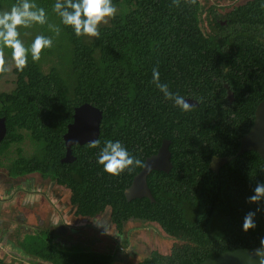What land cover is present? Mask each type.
Returning <instances> with one entry per match:
<instances>
[{
	"label": "trees",
	"instance_id": "obj_1",
	"mask_svg": "<svg viewBox=\"0 0 264 264\" xmlns=\"http://www.w3.org/2000/svg\"><path fill=\"white\" fill-rule=\"evenodd\" d=\"M16 2L0 0V11ZM32 2L45 9L46 23L18 26L19 38L26 47L38 34L53 43L38 61L28 55L22 70L12 68L11 90L0 88L6 129L0 167L12 178L39 173L69 189L79 216L110 208L119 234L131 220L156 223L174 240L170 252L152 250L137 264H200L226 251L259 247L264 201L247 198L264 183V158L256 151L237 152L264 100L261 0H112L116 12L98 25V37H77L61 24L52 11L55 0ZM49 24L59 28L58 36ZM0 57L1 85L11 49L0 45ZM153 67L169 91L198 105L181 111L165 100L150 82ZM85 103L103 113L99 143L73 144V160L65 162L64 134L75 108ZM105 140H119L142 164L119 175L104 172L96 157ZM164 140L170 141L173 167L149 173L154 202L128 200L133 179ZM214 156L233 158L216 172ZM249 211L255 227L244 231ZM55 238L45 229L25 236L20 248L51 264H121L112 251L71 250Z\"/></svg>",
	"mask_w": 264,
	"mask_h": 264
},
{
	"label": "clouds",
	"instance_id": "obj_2",
	"mask_svg": "<svg viewBox=\"0 0 264 264\" xmlns=\"http://www.w3.org/2000/svg\"><path fill=\"white\" fill-rule=\"evenodd\" d=\"M261 7H264V0H261ZM52 11L60 18L61 24L71 27L75 36L98 37V25L107 23V18L115 14L116 8L112 0H55ZM33 23L45 24L46 12L44 8L37 7L32 0H17L9 10L0 11V45L11 49V59L18 70H22L26 65L28 55L33 62L38 61L41 50L50 48L53 43L52 37L38 34L26 47L19 38L18 26L26 28ZM48 27L54 35H59L58 27L51 24ZM4 64V58L0 57V67ZM150 82L165 100L171 101L181 111H188L193 107L188 103V99L169 91L168 85L160 82V74L155 67L152 69ZM98 143L99 141H91L89 146L94 148ZM96 162L102 165L104 172L111 175H119L125 170L130 172L133 167L142 164L141 160L132 156L119 140H105L97 154ZM247 199L251 203L264 201V183H257ZM254 216L255 213L252 211L245 214L242 222L244 231L255 227ZM255 255L259 264H264V237L260 238Z\"/></svg>",
	"mask_w": 264,
	"mask_h": 264
},
{
	"label": "water",
	"instance_id": "obj_3",
	"mask_svg": "<svg viewBox=\"0 0 264 264\" xmlns=\"http://www.w3.org/2000/svg\"><path fill=\"white\" fill-rule=\"evenodd\" d=\"M227 97L232 101L233 93L230 90L227 91ZM188 103L197 106L194 100L188 99ZM102 115V111L90 103H85L75 108L74 120L68 125V131L64 134L67 152L63 161L69 162L73 160L71 152L73 144L97 141L100 134ZM1 127L4 134L6 131L4 122ZM169 145L170 141L164 140L158 152L145 160L143 169L135 176L131 186L125 193L128 200L146 197L154 202L153 195L147 184V177L153 170L170 172L173 165ZM246 151H256L264 158V100L256 108L254 123L250 131L242 137L237 155ZM232 158L214 156L211 160V168L219 172L220 168ZM256 248H239L234 251H226L217 258H207L200 264H259L255 255Z\"/></svg>",
	"mask_w": 264,
	"mask_h": 264
},
{
	"label": "crops",
	"instance_id": "obj_4",
	"mask_svg": "<svg viewBox=\"0 0 264 264\" xmlns=\"http://www.w3.org/2000/svg\"><path fill=\"white\" fill-rule=\"evenodd\" d=\"M36 174L41 177L39 173H31L12 178L8 175V171L0 167V259H3L7 264H51L25 256L20 248V242L25 236L38 233L45 230L44 228L53 229L54 225L64 218L60 209L55 208L56 205L53 204L57 197L54 186H48L47 191H45L47 187L42 191L43 184L35 185L31 181V178L33 179ZM41 180L57 185L49 179L41 177ZM58 187L69 192V201L66 203L69 207L70 190L63 186L58 185ZM40 200L43 201L40 202ZM52 206L56 212L55 210L49 211V207L52 208ZM42 209L48 214L51 212V214L45 215L47 217H39L37 213ZM46 219L49 220L47 221L48 227L43 226L46 224L44 223ZM78 221L76 225L80 226L83 220L79 219ZM71 224L72 222L64 225L68 228L71 227ZM55 242L62 247L76 246L71 237L66 235H63L62 238H55Z\"/></svg>",
	"mask_w": 264,
	"mask_h": 264
},
{
	"label": "rangeland",
	"instance_id": "obj_5",
	"mask_svg": "<svg viewBox=\"0 0 264 264\" xmlns=\"http://www.w3.org/2000/svg\"><path fill=\"white\" fill-rule=\"evenodd\" d=\"M201 1L203 3L205 2V0ZM207 2L208 4H212L213 0H207ZM14 66V62L9 59V73L4 77L3 81L1 82L0 88L2 90L9 91L13 88V79L15 77L11 73V70ZM34 180L35 185L43 184L42 191H44L46 187L47 188L45 191H47L48 186H54L56 194H58L53 204L56 205L55 208L58 207L60 209L61 214L64 216L61 222H63L64 224H69L70 222H72V219L74 218V208L70 206L68 207V205H66V203H68L69 201V192L64 188L58 187V185L50 184V182L48 181H42L41 177L37 174L34 175L33 179L31 178L32 182ZM42 201L40 200V202ZM49 209V211L51 212L55 210L54 206H52V208L49 207ZM51 212L49 214H51ZM49 214L44 209L40 210L37 213V215H39V217L41 216L42 218L47 217L45 215ZM47 221L49 220L46 219L44 222L46 224L43 226L48 227ZM75 226L78 225L75 224L73 227L76 228ZM79 227L80 228L76 229H79L80 234L77 233L73 236V244H76V246L73 247L71 245H68V249L75 250L83 248L82 250L84 251H112V253L115 255V259L116 256H119L118 260L121 264H137L143 258H145L152 250H158L161 253L167 254L170 252L172 244L174 243V240L168 237V235L163 230H161V228L156 223L132 220L125 224L124 236L122 237V239L119 238V234L115 229V225H111L109 208L104 214H102V216L96 219L82 222Z\"/></svg>",
	"mask_w": 264,
	"mask_h": 264
},
{
	"label": "flooded vegetation",
	"instance_id": "obj_6",
	"mask_svg": "<svg viewBox=\"0 0 264 264\" xmlns=\"http://www.w3.org/2000/svg\"><path fill=\"white\" fill-rule=\"evenodd\" d=\"M197 105H198V103H196ZM4 117H0V144L2 143V141H3V137H4V135H5V133L3 134V132H2V130H3V128L1 127L2 126V124H3V121H4V119H3ZM34 183H35V180L33 181ZM37 183V182H36ZM58 194V193H57ZM69 204H70V207H73L74 208V212H73V214H74V218L72 219V224L70 225L71 227H68V228H66V226L64 225V223L63 222H59L57 225L55 224L54 225V227H53V229H48V230H51V231H53L54 233H55V235H56V238H62L63 237V235H66V236H70L71 237V239H72V241L74 240V238H73V236L75 235V234H80V231H79V229H76V228H80L79 226H75L76 228H74L73 226L76 224V222H79L78 220L79 219H82L83 220V222H85V221H87V220H92V219H96V218H98V217H100V216H102V214L101 215H98V216H95V217H87V216H79V215H77V214H75V210H76V208L71 204V202H69ZM108 209V208H107ZM106 209V210H107ZM110 209V208H109ZM106 212V211H105ZM110 212H111V210H110ZM104 214V213H103ZM110 222H111V219H110ZM111 225H114L112 222H111ZM73 227V228H72ZM115 229H116V227H115ZM116 231H117V229H116ZM118 232V231H117ZM119 234V233H118ZM119 236V238H121L122 239V237L124 236V232H123V234H119L118 235ZM76 240H78V239H76ZM112 245H114V244H112ZM116 245V244H115Z\"/></svg>",
	"mask_w": 264,
	"mask_h": 264
},
{
	"label": "built area",
	"instance_id": "obj_7",
	"mask_svg": "<svg viewBox=\"0 0 264 264\" xmlns=\"http://www.w3.org/2000/svg\"><path fill=\"white\" fill-rule=\"evenodd\" d=\"M0 247H1V245H0Z\"/></svg>",
	"mask_w": 264,
	"mask_h": 264
}]
</instances>
